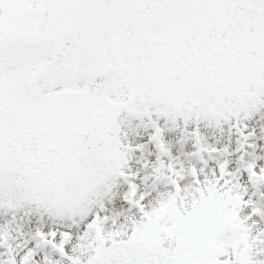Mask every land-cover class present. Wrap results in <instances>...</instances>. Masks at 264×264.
I'll return each instance as SVG.
<instances>
[{
  "label": "snow or ice",
  "instance_id": "1",
  "mask_svg": "<svg viewBox=\"0 0 264 264\" xmlns=\"http://www.w3.org/2000/svg\"><path fill=\"white\" fill-rule=\"evenodd\" d=\"M0 264H264V0H0Z\"/></svg>",
  "mask_w": 264,
  "mask_h": 264
}]
</instances>
